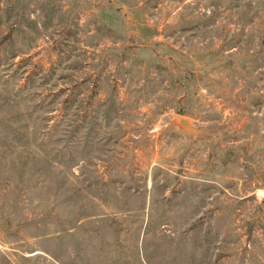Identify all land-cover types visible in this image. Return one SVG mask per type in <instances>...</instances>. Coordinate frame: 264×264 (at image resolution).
Returning a JSON list of instances; mask_svg holds the SVG:
<instances>
[{
	"label": "rangeland",
	"instance_id": "rangeland-1",
	"mask_svg": "<svg viewBox=\"0 0 264 264\" xmlns=\"http://www.w3.org/2000/svg\"><path fill=\"white\" fill-rule=\"evenodd\" d=\"M0 264H264V0H0Z\"/></svg>",
	"mask_w": 264,
	"mask_h": 264
}]
</instances>
